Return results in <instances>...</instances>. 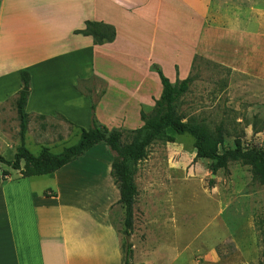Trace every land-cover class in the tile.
Segmentation results:
<instances>
[{
    "label": "crops",
    "instance_id": "1",
    "mask_svg": "<svg viewBox=\"0 0 264 264\" xmlns=\"http://www.w3.org/2000/svg\"><path fill=\"white\" fill-rule=\"evenodd\" d=\"M182 13L187 25L173 32L185 56L171 61L169 77L163 62L172 44L165 38ZM88 21L113 26V42L95 45L78 33ZM215 40L259 54L262 1L0 0V155L10 160L5 155L13 158L19 144L15 100L21 71L30 77L25 146L34 139L52 152L68 139L70 127L89 128L91 99L102 82L97 120L108 129L135 130L143 124L141 110L153 107L161 94L153 65L170 82L189 75L195 55L233 67L199 46ZM90 79L101 82L100 88H81ZM106 147L94 146L47 175L22 177L2 167L9 177L0 180V264H123L111 220L120 196Z\"/></svg>",
    "mask_w": 264,
    "mask_h": 264
},
{
    "label": "rangeland",
    "instance_id": "2",
    "mask_svg": "<svg viewBox=\"0 0 264 264\" xmlns=\"http://www.w3.org/2000/svg\"><path fill=\"white\" fill-rule=\"evenodd\" d=\"M186 21L182 13V21L173 24L171 35L165 38L172 44L163 62L169 77L174 75L171 61L181 60L179 54L185 56V51H179L173 28L184 29ZM199 46L233 67L203 57L197 60L190 72L195 80L176 103L177 112L210 131L222 126L224 141L219 152L234 148L239 140L243 149L264 153V42L259 54L243 53L234 50V44L217 40ZM100 85L90 79L81 88L98 89ZM68 136L52 150L54 154L74 145L79 130L70 127ZM33 140L27 149L38 155L41 149ZM130 140L125 134L123 143ZM108 151L112 160L114 153ZM195 155L191 136L166 130L163 140L146 147L144 158L130 163L136 190L132 229L125 231L119 204L111 207V220L121 244L132 245V264H264V185L252 180L249 166L231 161L227 171L213 174L212 161L195 159ZM5 157L13 159L11 153Z\"/></svg>",
    "mask_w": 264,
    "mask_h": 264
},
{
    "label": "trees",
    "instance_id": "3",
    "mask_svg": "<svg viewBox=\"0 0 264 264\" xmlns=\"http://www.w3.org/2000/svg\"><path fill=\"white\" fill-rule=\"evenodd\" d=\"M78 33L90 36L95 45H103L113 42L115 29L113 26L102 22H86L83 30ZM201 60L195 55L192 59L191 71L195 69L196 61ZM153 71L157 74L161 84V94L154 100V106L150 112H140L142 126L135 130L108 129L96 118L94 111L96 103L104 93V84L96 99H91L90 125L88 129H79L78 141L69 147L63 148L59 154L52 153L48 148L42 147L38 155H33L25 146V134L28 127V115L25 111L29 95V73L20 72L21 89L17 92L15 109L19 120L18 140L12 160H6L0 155V180L9 177V172L2 169L7 166L20 172L22 177H32L51 174L68 163L76 160L94 146L105 144L114 153L111 163V177L119 190L118 204L124 211V228L128 233L132 229L133 205L136 190L130 172V163L144 158L146 147L155 141H161L166 137V130H172L177 135L187 134L194 140L196 150L195 159L203 158L212 161V173L222 169L227 171L228 163L239 162L243 166L251 168L252 180L264 185V153L256 150L243 149L239 140L234 142V148L222 149V126L210 131L202 123L192 119H185L176 109V103L184 96L193 84L195 77L192 73L175 82L163 74L161 69L153 65ZM87 83L89 82L86 81ZM81 82H79L80 84ZM89 93V89H87ZM130 135L131 140L123 143L124 135ZM213 183V182H211ZM123 264H132L133 250L130 243L122 244Z\"/></svg>",
    "mask_w": 264,
    "mask_h": 264
},
{
    "label": "water",
    "instance_id": "4",
    "mask_svg": "<svg viewBox=\"0 0 264 264\" xmlns=\"http://www.w3.org/2000/svg\"><path fill=\"white\" fill-rule=\"evenodd\" d=\"M129 239H130V237H129V236H127V237H126V241H129Z\"/></svg>",
    "mask_w": 264,
    "mask_h": 264
}]
</instances>
